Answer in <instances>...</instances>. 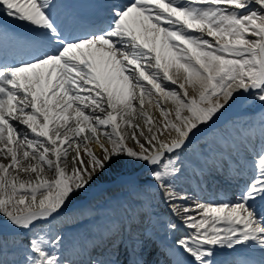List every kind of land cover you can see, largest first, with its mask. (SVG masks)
<instances>
[{"label": "snow or ice", "instance_id": "obj_1", "mask_svg": "<svg viewBox=\"0 0 264 264\" xmlns=\"http://www.w3.org/2000/svg\"><path fill=\"white\" fill-rule=\"evenodd\" d=\"M0 12L29 26L0 25V264L264 255V115L259 140L243 123L264 108V0H0ZM213 172L237 184L231 197L198 195ZM109 174L127 218L67 239L62 222L94 214L74 204Z\"/></svg>", "mask_w": 264, "mask_h": 264}, {"label": "bare ground", "instance_id": "obj_2", "mask_svg": "<svg viewBox=\"0 0 264 264\" xmlns=\"http://www.w3.org/2000/svg\"><path fill=\"white\" fill-rule=\"evenodd\" d=\"M170 71H171V74L174 75V77L177 76V73H176V70H175L174 67H173ZM183 76H184V74H183V71L181 70L180 73H179V79H180L181 82L183 81ZM166 106H170V105H166ZM151 107H152L153 109H155L154 106L151 105ZM145 109H146V111H148V112L153 116V118L155 119L154 112L151 111V110L148 109V108H145ZM157 112H158V109H155V113H157ZM136 120H137L141 125L144 124V119H143L142 117H140L139 115H137ZM70 123H71V122H70ZM101 139H103V138L101 137ZM0 160H3L4 163H8V162H9L7 159H5V158L2 157V156H0ZM21 174H22V173H21ZM45 174H47V175H51V173H50V172H47V170H46V173H45ZM23 178H24L25 180H27V179H29V178H31V177H30L29 175H25V174H23ZM197 193H198L199 196H203V192L197 190ZM208 198H212V197L209 195ZM108 213H109V210H107V211L104 213L102 223L105 221V219H107V215H108ZM99 225H100V224H99ZM99 225H96V226H99ZM149 247H151V246H149ZM234 258H235V257L232 255V256H231V260H233ZM155 259H156V258H155Z\"/></svg>", "mask_w": 264, "mask_h": 264}, {"label": "rangeland", "instance_id": "obj_3", "mask_svg": "<svg viewBox=\"0 0 264 264\" xmlns=\"http://www.w3.org/2000/svg\"><path fill=\"white\" fill-rule=\"evenodd\" d=\"M145 106H146V108H147V107H149V108L151 107V106H150L149 104H147V103H146ZM154 116L156 117V115H154ZM29 162H31V161H29ZM26 163H27V162L21 161V164H22V165H24V164H26ZM20 175H21V179H24V178H23V173L20 174ZM109 175H110V174H109ZM120 192H121L120 194L123 196V198L119 201V203H120V204H123V203L126 204L127 202H129V201L127 200V196H126V194L123 193L122 191H120ZM106 197H107V196H106ZM129 203H130V202H129ZM124 209H125V212L127 213V208L124 207Z\"/></svg>", "mask_w": 264, "mask_h": 264}]
</instances>
